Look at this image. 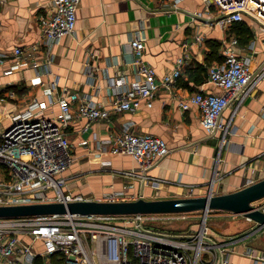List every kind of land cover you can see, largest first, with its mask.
<instances>
[{
	"label": "crops",
	"instance_id": "0c3cea01",
	"mask_svg": "<svg viewBox=\"0 0 264 264\" xmlns=\"http://www.w3.org/2000/svg\"><path fill=\"white\" fill-rule=\"evenodd\" d=\"M52 7L51 0H0V53H10L15 46L27 48L28 52L30 45L41 37L40 16ZM220 16L215 7L206 8L203 0H182L177 7L173 0H81L74 32L52 46L46 70L42 71L44 66L39 65L46 66L44 46L29 53V57H22L20 67L9 74L3 71L14 63L12 60L0 66V90H5L0 114L18 112L33 98L46 100L44 90L51 83L56 85L57 92L77 90L90 94L103 106H110L116 92L141 79L129 44L139 34L145 42L142 58L155 67L158 76L169 71L178 56L186 54L182 75L171 88H162L150 107L142 102L135 111L113 112L108 120L75 118L68 128L74 156L80 152L90 157L79 164L82 169L79 174L107 168L113 175L101 177L93 173L83 178L87 183L80 188L71 189L68 182L67 187L93 199L111 190H121L130 197L142 192L145 198H164L185 196L186 192L203 195L210 187L213 192L239 189L264 177V77L235 109L231 132L217 157L220 136H211L203 128L196 105L183 109L179 104L198 89L222 91L207 81V71L201 69L218 62L211 43H219L217 52L222 54V41L235 37L234 24L219 25ZM244 21L251 36L247 43L237 41L235 49L252 56L251 62L256 67L263 60L264 31L248 18ZM197 36L200 38L196 39ZM250 43L253 49L248 48ZM35 60L37 67L32 64ZM114 80L117 83L112 85ZM57 107L56 103L49 106L46 114L56 111ZM232 110L231 104L223 116ZM86 124L87 128L83 129ZM126 126L161 136L169 152L145 169L128 154H111L110 135ZM104 160L109 163L103 164ZM66 171L63 175L68 177ZM133 171H145L143 188L141 173ZM221 214L231 219L241 218V226L249 225L250 229L257 226L246 216ZM234 220L228 221L230 231L238 226ZM208 229L217 240L234 236H218L209 226ZM261 233L264 227L230 241L228 261L224 264H264V243L256 238Z\"/></svg>",
	"mask_w": 264,
	"mask_h": 264
},
{
	"label": "built area",
	"instance_id": "2783aa9c",
	"mask_svg": "<svg viewBox=\"0 0 264 264\" xmlns=\"http://www.w3.org/2000/svg\"><path fill=\"white\" fill-rule=\"evenodd\" d=\"M181 1L173 0V5L177 7ZM203 1L206 8L213 6L221 15L217 19L221 26L248 18L264 31V0ZM51 2L52 10L39 18L41 37L30 45L29 51L15 46L10 53H0V66L8 60L14 62L5 68V74L19 68L22 57L31 56L29 53L39 51L41 46L46 47V66L45 63L39 65L44 66L42 71L46 70L52 46L74 32L81 0ZM237 43L236 37L224 39L221 43L223 60L211 63L207 69V81L222 91L198 89L179 102L183 109L191 104L198 107L201 125L209 135L220 136V147L231 132L235 109L264 77V53L263 60L253 67L252 56L238 53L235 49ZM129 44L141 79L116 92L110 106H103L90 94L77 90L57 92L56 85L51 83L44 90L46 100L33 98L22 110L6 112L8 120L0 124V205L93 199L69 189L63 175L74 160L69 125L75 118L108 120L113 112L135 111L142 102L152 106L154 97L162 88L169 89L175 85L187 62L186 54H181L169 71L158 76L155 67L142 58L144 37L136 34ZM248 48L253 49V43ZM32 64L37 67L38 61ZM116 83L115 80L111 82L112 85ZM55 103L57 110L46 114L49 106ZM231 104L233 110L228 116H223ZM109 141L111 154H128L144 169L169 152L164 138L151 132L132 130L130 126L113 132ZM108 163V160L103 161V164ZM137 197L126 196L121 190H111L96 199ZM199 211V222L187 230L157 229L147 226L145 219H179L192 211L0 217V264H34L36 258H40L42 264H224L228 261L230 241L264 227L255 226L247 233L217 240L209 233L206 223L213 210ZM220 212L232 217L241 215ZM249 253L253 254V250Z\"/></svg>",
	"mask_w": 264,
	"mask_h": 264
},
{
	"label": "water",
	"instance_id": "95a60500",
	"mask_svg": "<svg viewBox=\"0 0 264 264\" xmlns=\"http://www.w3.org/2000/svg\"><path fill=\"white\" fill-rule=\"evenodd\" d=\"M139 175H142L141 187L143 188L147 175L145 171ZM262 198H264V177L228 192L214 193L210 187L203 195L145 198L141 192L137 198L126 200L86 199L67 203L55 201L0 205V217L61 213L126 215L213 210L241 214L255 221L257 226H264V210L254 204Z\"/></svg>",
	"mask_w": 264,
	"mask_h": 264
},
{
	"label": "rangeland",
	"instance_id": "374dc122",
	"mask_svg": "<svg viewBox=\"0 0 264 264\" xmlns=\"http://www.w3.org/2000/svg\"><path fill=\"white\" fill-rule=\"evenodd\" d=\"M4 92H5V90H0V103L2 102L3 97H5ZM6 116H7V114H5V115L0 114V124H4L7 122L8 119ZM218 145L220 146V144H218ZM222 148L223 147H220L218 149V151L216 153L217 155H215L216 157L221 154ZM89 158H90L89 156L81 155L80 152L75 153L74 160H73L71 166L66 171V174L68 176L66 178L68 181L69 188H71V189L72 188H75V189L80 188L84 183H87V181L84 182L83 178H85L87 176L90 177L91 175H93V173L94 174L98 173L101 177L107 176V175H110V176L113 175L112 172H108L107 168H102L99 172L90 171L88 174H84V172L82 174H79V172L82 171V169L79 167V164L83 163L84 161L87 162L89 160ZM124 183L125 182H123V184ZM214 193H221V192H217V189H216V191ZM89 195L96 197L95 193L94 194L90 193ZM190 195L191 194L189 192H186L185 196H190ZM94 199H96V198H94ZM254 204L264 208V198L256 201ZM200 217H201L200 211H192V212H190V214L188 216H185V217H182L179 219H168V218H154L153 219L151 217L146 218L145 224L147 226L154 227V228L161 229V230L162 229H164V230H187L194 223L199 222ZM234 219H236V218H232V219L230 217L228 218L224 214H221L220 211H213L208 216L206 223L209 226V228L212 230V233L214 232L218 236H221L223 234H229V235H235L236 236V235L242 234V233L250 230L249 225H247V226L239 225L240 220H242L241 218H238L236 220H234ZM230 220H234L232 222H235L238 225L237 228L232 230V231L227 229V225L229 223L228 221H230ZM256 238H258V240H260V241H263V243H264V233L259 234Z\"/></svg>",
	"mask_w": 264,
	"mask_h": 264
},
{
	"label": "trees",
	"instance_id": "16d2710c",
	"mask_svg": "<svg viewBox=\"0 0 264 264\" xmlns=\"http://www.w3.org/2000/svg\"><path fill=\"white\" fill-rule=\"evenodd\" d=\"M233 24L234 25L232 27V30L234 32L235 37L237 38V41L240 44L247 43L248 40L250 39V36H251V30H250L248 24L244 20L234 22ZM217 46H219V43L214 42V43H211L210 48L214 52V54H213L214 58L215 59L218 58L217 59L218 61H222L223 58H224V55L223 54H219L217 52ZM201 69L205 70V73H206L208 67L207 68L201 67ZM34 264H42L41 263V259L40 258H36Z\"/></svg>",
	"mask_w": 264,
	"mask_h": 264
}]
</instances>
